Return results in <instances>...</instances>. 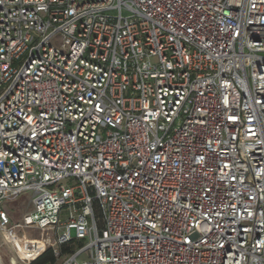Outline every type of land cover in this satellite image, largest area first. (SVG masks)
I'll return each instance as SVG.
<instances>
[{
  "label": "built area",
  "instance_id": "obj_1",
  "mask_svg": "<svg viewBox=\"0 0 264 264\" xmlns=\"http://www.w3.org/2000/svg\"><path fill=\"white\" fill-rule=\"evenodd\" d=\"M19 228L60 264H264V0H0Z\"/></svg>",
  "mask_w": 264,
  "mask_h": 264
},
{
  "label": "rangeland",
  "instance_id": "obj_2",
  "mask_svg": "<svg viewBox=\"0 0 264 264\" xmlns=\"http://www.w3.org/2000/svg\"><path fill=\"white\" fill-rule=\"evenodd\" d=\"M29 196L30 193H24L7 204L6 210L9 212L13 224L19 223L23 214L28 211ZM65 216V211H63L61 221L65 220ZM12 235L16 238V242H13L7 233H0V264L32 262L42 253L51 249L56 239L54 230L19 228L13 230ZM64 256L61 255V258ZM60 262L59 258L55 264H60Z\"/></svg>",
  "mask_w": 264,
  "mask_h": 264
},
{
  "label": "trees",
  "instance_id": "obj_3",
  "mask_svg": "<svg viewBox=\"0 0 264 264\" xmlns=\"http://www.w3.org/2000/svg\"><path fill=\"white\" fill-rule=\"evenodd\" d=\"M79 243L72 241L70 244L63 245L60 247V254L61 255H67L72 253L75 249L78 248ZM56 258L52 252L51 249L47 250L46 252L42 253L40 256H38L36 259H34L30 264H55Z\"/></svg>",
  "mask_w": 264,
  "mask_h": 264
}]
</instances>
